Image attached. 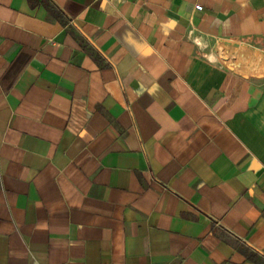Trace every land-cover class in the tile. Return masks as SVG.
I'll use <instances>...</instances> for the list:
<instances>
[{"label":"crops","instance_id":"0c3cea01","mask_svg":"<svg viewBox=\"0 0 264 264\" xmlns=\"http://www.w3.org/2000/svg\"><path fill=\"white\" fill-rule=\"evenodd\" d=\"M0 264H264V0H0Z\"/></svg>","mask_w":264,"mask_h":264},{"label":"built area","instance_id":"2783aa9c","mask_svg":"<svg viewBox=\"0 0 264 264\" xmlns=\"http://www.w3.org/2000/svg\"><path fill=\"white\" fill-rule=\"evenodd\" d=\"M196 7H197L198 9H200L201 6H200V5H197Z\"/></svg>","mask_w":264,"mask_h":264}]
</instances>
